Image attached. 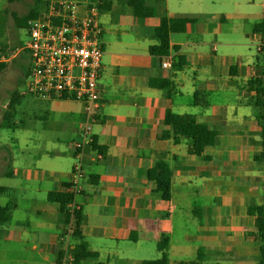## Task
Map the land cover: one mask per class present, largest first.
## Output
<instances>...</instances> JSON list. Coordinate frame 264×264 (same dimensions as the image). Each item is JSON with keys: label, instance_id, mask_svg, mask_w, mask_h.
<instances>
[{"label": "crops", "instance_id": "0c3cea01", "mask_svg": "<svg viewBox=\"0 0 264 264\" xmlns=\"http://www.w3.org/2000/svg\"><path fill=\"white\" fill-rule=\"evenodd\" d=\"M147 1L168 19L192 21L176 24L168 33V54L159 57L149 52L165 33L158 16L138 17L132 7L98 14L101 106L92 122L95 146L80 159L82 191L74 201L82 222L70 248L85 242L97 254L79 264H141L161 257L157 244L167 236L168 264H262L255 209L264 211V62L257 50L264 0ZM1 52L9 56L5 64L15 57ZM178 56L184 66L176 71ZM166 58L169 68L162 67ZM153 80L167 86L153 87ZM48 102L41 122L55 136L38 146V171L19 173L38 177V216H51L38 221V256L48 261L53 255L55 264L60 236L75 220L68 206L47 196L67 194L71 143L84 113L71 100ZM172 116L180 125L212 129L214 143L194 153L183 139L174 142ZM8 160L18 162L0 149V163ZM158 164L170 170L169 200L147 178ZM19 173L13 168L6 175ZM23 235L1 232L7 241Z\"/></svg>", "mask_w": 264, "mask_h": 264}, {"label": "built area", "instance_id": "2783aa9c", "mask_svg": "<svg viewBox=\"0 0 264 264\" xmlns=\"http://www.w3.org/2000/svg\"><path fill=\"white\" fill-rule=\"evenodd\" d=\"M26 31L28 39L22 50L27 52L30 64L23 94L29 93L48 101L71 100L82 105L84 120L79 125L77 139L71 143L76 163L66 186L71 200L65 206L69 207L70 218L75 220L80 205L74 201V197L82 191L80 159L85 148L95 146L92 122L101 106L99 79L103 51L98 11L94 7H82L79 0H49L36 18L26 21ZM260 34L257 50L264 62V26ZM8 59L9 56L0 52V63ZM170 66L171 58L162 61V67ZM261 86L264 115V73ZM262 140L264 144V135ZM73 238L72 227L60 236L61 256L57 257L55 264L73 263L70 248ZM261 249L264 264V231Z\"/></svg>", "mask_w": 264, "mask_h": 264}, {"label": "rangeland", "instance_id": "374dc122", "mask_svg": "<svg viewBox=\"0 0 264 264\" xmlns=\"http://www.w3.org/2000/svg\"><path fill=\"white\" fill-rule=\"evenodd\" d=\"M34 3L35 0H0V49L6 54L15 55L11 62L0 70V123L11 94L16 90L21 94L25 91L30 64L27 52L22 50L28 39L27 31L17 26L13 16L23 17ZM48 103V100L25 93L21 104L16 107V125L13 128L0 126V149L19 162L9 163L8 160L7 163H0V187L4 188L3 192H0V206L8 202L16 205L11 213L12 218L0 225V264L53 262V255L48 261L43 260L44 256H38V221L51 220L49 214L38 216V177L24 178L19 173L22 168L38 171V146L42 149L47 140L55 136V133L44 128L41 122ZM73 161L74 166L76 160L73 158ZM13 168H16L19 177L6 175L7 170ZM6 228L20 230L24 233L22 239L4 240L1 232ZM72 243L73 239L70 240V244Z\"/></svg>", "mask_w": 264, "mask_h": 264}, {"label": "trees", "instance_id": "16d2710c", "mask_svg": "<svg viewBox=\"0 0 264 264\" xmlns=\"http://www.w3.org/2000/svg\"><path fill=\"white\" fill-rule=\"evenodd\" d=\"M14 2L15 0H9ZM49 0H35L33 6L30 10L23 16L14 15V21L17 26L26 29V21L36 18L40 12L45 8ZM87 4L88 8H96L98 14L111 13V14H123L128 7H132L134 14L138 17H149L158 16L160 18L161 25L165 28V33L163 36L157 39V44L149 48V52L152 55L163 57L168 54L169 51V37L168 33L175 30V26L179 21H192V19L187 18H167L164 10H159L152 6L147 0H79ZM43 5V6H42ZM43 9L41 10V8ZM258 25L256 26V28ZM263 28V27H262ZM261 28V29H262ZM177 50V47H173ZM1 52V49H0ZM2 53V52H1ZM4 54V53H2ZM5 55V54H4ZM7 56V55H6ZM183 57L178 56L176 58V63H174V69L181 70L184 66ZM5 67V63H0V70ZM28 74V71H27ZM153 87L164 88L167 86L166 81L153 80L150 82ZM23 94L18 90L14 91L7 102L6 110L1 118L0 126L4 128H13L16 125L15 115L16 107L21 104ZM175 135L173 137L174 142L183 139V141L188 145V150L194 153H200L204 147L211 145L215 141L216 133L212 129L208 128L202 124H190V125H180L178 119L172 116L170 120ZM148 180L154 182V184L162 191V198L164 200H169L171 192V174L169 167L165 164H158L155 168L149 169L147 171ZM48 201L57 202L65 204L71 200V196L61 193H49L47 196ZM15 208V204L8 202L4 206H0V225L11 219V213ZM257 213L256 224L262 229L261 232V242L263 238L264 231V211L261 208L255 209ZM82 222V217L80 212L75 214V222L73 226L74 239L80 236L78 228ZM168 246V237L162 236L160 242L157 244L158 251L161 252V257L156 260L143 261L141 264H168L166 249ZM74 261L73 264H79L83 260L88 258L96 257V253L90 251L87 248L85 242H79L75 245L72 250ZM262 249L260 248V255ZM58 257L61 256V250H59ZM262 259V256H261ZM263 263V260H262Z\"/></svg>", "mask_w": 264, "mask_h": 264}]
</instances>
